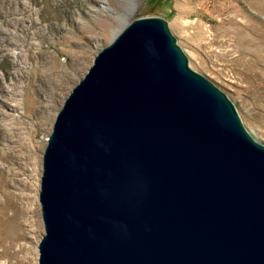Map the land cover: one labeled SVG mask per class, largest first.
<instances>
[{
  "label": "water",
  "instance_id": "95a60500",
  "mask_svg": "<svg viewBox=\"0 0 264 264\" xmlns=\"http://www.w3.org/2000/svg\"><path fill=\"white\" fill-rule=\"evenodd\" d=\"M162 16L124 23L57 113L39 264H264V143Z\"/></svg>",
  "mask_w": 264,
  "mask_h": 264
},
{
  "label": "rangeland",
  "instance_id": "374dc122",
  "mask_svg": "<svg viewBox=\"0 0 264 264\" xmlns=\"http://www.w3.org/2000/svg\"><path fill=\"white\" fill-rule=\"evenodd\" d=\"M0 7L9 10V21L0 18V79L8 71L13 78L5 88L18 86L15 99L0 96L16 105L6 108L12 116L26 121L14 143L2 129L10 120L0 124V165L12 167L0 169V264H39L45 234L39 191L48 137L65 99L124 23L151 15L168 19L192 69L227 93L242 123L264 143V0H0ZM25 11L29 30L17 21ZM32 135L42 146L40 173L35 178L21 170L14 177L16 158L27 153L20 140ZM14 217L19 227L9 234Z\"/></svg>",
  "mask_w": 264,
  "mask_h": 264
},
{
  "label": "bare ground",
  "instance_id": "6f19581e",
  "mask_svg": "<svg viewBox=\"0 0 264 264\" xmlns=\"http://www.w3.org/2000/svg\"><path fill=\"white\" fill-rule=\"evenodd\" d=\"M10 5L12 6V2H11ZM8 12H9V10H3V8L0 7V18L3 19L2 22H6L8 20L7 17H6L8 15ZM27 16H28V13H27V11H25V12H23V16L22 17L17 18L18 23H20V25L22 24V26L24 27V30L28 29L27 26L23 24V22H25ZM31 22L34 25L36 23L35 20H32ZM28 48H29V50H31V48H33V45L28 46ZM21 67H22V70H23V68H25V66H21ZM60 70L63 73H65L62 68ZM33 71L35 73L34 69H33ZM5 73H6L5 74L6 79H4V80L0 79V93H1V95H3L4 93H7L11 99H15L17 97V95H18V86L14 82L12 84L13 88H10V87L9 88H5L6 82H8L9 79L13 78L12 77L13 75L11 73H9L8 71H6ZM7 78H8V80H7ZM8 102L9 101H7V99L3 100L1 98V96H0V124H3L4 121L10 120L11 126L8 127V128L4 127L2 129L7 132V135H6L7 141H10V143H14L15 142L14 140L18 141V138L22 137L21 136L22 129L24 128L22 126V124L26 123V121L24 119H22V116H20V117L19 116H12L11 113H9L6 110V108L7 109H12V110H17L16 107H15L16 106L15 104L13 105L12 103H8ZM1 137H2V135L0 136V138ZM12 137L17 138V139H13ZM3 139H5V138H3ZM8 145L11 146L10 144H8ZM8 145H6V146H8ZM20 145L27 150V153H25L24 156L18 155V157L16 158L15 162H16L17 166L14 167V177H17L20 174V172H23L21 170H24L25 173H26V171H30L31 176L36 178L37 174L40 173L39 172V166H40L39 150L41 149L42 146L39 145V143H37V140L35 139L34 135H32L30 139H28V138L27 139H25V138L21 139L20 140ZM9 148H11V147H9ZM23 160L25 162H22ZM30 165H32L31 168H30ZM8 168L12 169V167L10 165H0V169H2V170H6ZM18 181L20 183L24 182V185H27V183H28V181L26 179L24 181L23 178H18ZM38 181H39V179H38ZM36 189L38 191L39 182L37 183ZM32 211H33V208H32ZM33 212H34V215L32 217H34V216L38 217L37 208H35ZM15 219H16V217H14V219L12 220V225H11V228L9 229V232H8L9 234L10 233H13V234L17 233V227H19V225H18V220L17 219L15 220ZM25 220L26 221H30V218L26 217ZM35 222H38V220L37 219H36V221L33 220V219L31 220V223L34 224ZM32 250H33V248H32ZM34 253H36V252L34 251Z\"/></svg>",
  "mask_w": 264,
  "mask_h": 264
}]
</instances>
